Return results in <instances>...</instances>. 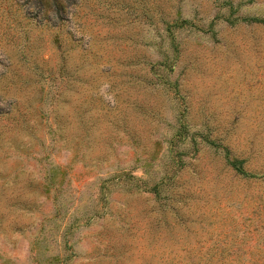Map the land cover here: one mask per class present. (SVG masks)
<instances>
[{
    "label": "rangeland",
    "instance_id": "374dc122",
    "mask_svg": "<svg viewBox=\"0 0 264 264\" xmlns=\"http://www.w3.org/2000/svg\"><path fill=\"white\" fill-rule=\"evenodd\" d=\"M252 16L264 0H0V264H264Z\"/></svg>",
    "mask_w": 264,
    "mask_h": 264
},
{
    "label": "trees",
    "instance_id": "16d2710c",
    "mask_svg": "<svg viewBox=\"0 0 264 264\" xmlns=\"http://www.w3.org/2000/svg\"><path fill=\"white\" fill-rule=\"evenodd\" d=\"M244 19H249V20H251V21H260V22H264V18H259V17H247V18H244ZM189 19H186V18H175V20H173V21H167L166 22V30H168L169 31V34H172V32H171V30H172V28H177V27H182V26H184V25H186V24H188L189 23ZM172 36V35H171ZM173 49H174V51H175V55H176V49H177V46H176V44H174L173 45ZM175 91H176V93H178V89H175ZM180 129H181V134H182V131H184V129L186 130V126H185V124L184 123H180ZM178 134H179V132H177ZM184 134H185V131H184ZM184 137H179V139L178 140H182ZM211 144H215V143H213L212 141H211ZM226 153H227V151H226ZM227 160H228V163L236 170V171H238V172H241V173H243L244 171H243V169H242V167H241V165H240V163H241V161L240 160H238V159H236V158H227Z\"/></svg>",
    "mask_w": 264,
    "mask_h": 264
}]
</instances>
